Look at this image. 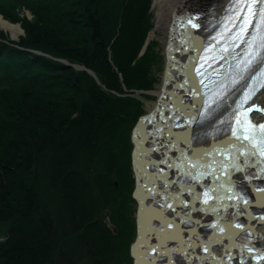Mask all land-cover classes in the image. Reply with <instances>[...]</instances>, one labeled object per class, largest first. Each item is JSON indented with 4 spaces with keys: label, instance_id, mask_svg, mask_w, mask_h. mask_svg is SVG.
<instances>
[{
    "label": "trees",
    "instance_id": "16d2710c",
    "mask_svg": "<svg viewBox=\"0 0 264 264\" xmlns=\"http://www.w3.org/2000/svg\"><path fill=\"white\" fill-rule=\"evenodd\" d=\"M150 2L0 0L2 16L35 33L0 39V264L131 261L111 225L127 226L122 218L134 208L130 129L143 109L131 113L139 102L131 91L154 79L157 53L150 41L143 49ZM25 8L33 20L19 14ZM128 176L125 200H116ZM45 177L55 212L42 193ZM29 219L39 240L19 228Z\"/></svg>",
    "mask_w": 264,
    "mask_h": 264
},
{
    "label": "bare ground",
    "instance_id": "6f19581e",
    "mask_svg": "<svg viewBox=\"0 0 264 264\" xmlns=\"http://www.w3.org/2000/svg\"><path fill=\"white\" fill-rule=\"evenodd\" d=\"M202 1L205 0H169V5L172 6L171 10L160 7V15L170 16L169 25L173 11L175 14L182 13L178 18H174L169 40L170 63L175 70L167 78L166 87L164 88V91H166H163L164 95L159 102L156 112L140 124V128L136 132L135 162L139 170H149L153 177L156 176L161 181L167 179L164 182L165 191L176 187V190L183 189L185 193H189L188 188L181 183L193 180L194 183L198 181L202 185L204 183L207 188L206 190L204 189L205 191L208 189H219L220 191L221 189L223 190V186L230 188V191L226 188V190L231 192V195L228 196L229 199L226 201L228 204L238 206V202H241L243 207H245L249 203V200L251 201L254 197L258 202L264 203V190L257 192L252 188V182L255 181L256 176L264 175V155L261 154L264 152V133L252 128L247 132L244 131V128L249 127V124H260L264 119V112L255 111V118L253 120L248 117L247 113L248 123H245V116L242 113H237L226 133V137L222 140L215 139L212 132L203 137L197 136V132L191 137L190 128L184 132L172 131L170 128V96L176 95L180 97L189 92L190 87L184 79V70L188 71V63L201 41L199 37L193 35V31L185 23L188 19L187 11L201 7L205 3ZM160 2L161 0H155L156 4ZM225 2L226 0H215L213 4L210 2L212 10L209 11L208 5L206 8L207 16L212 15L213 12L214 17L218 15ZM169 25L167 31H169ZM0 28L8 30L12 38H17L22 32L18 24H12L1 16ZM149 40L150 32L144 47L147 46ZM167 40L168 32L165 45ZM160 93L161 88L158 91L157 97H159ZM177 100L179 101H177L178 103L184 106L179 98ZM254 101L259 109H264V87L256 94ZM237 119L240 123L236 122ZM232 129H236V136L232 135ZM204 130L202 128V132ZM245 136L248 139H244L243 137ZM206 145H208L207 148H205ZM213 184H217L218 188L213 186ZM137 195L141 204L139 221L140 239H138L133 247L137 259L141 264H157L155 258L151 259L146 256V250L149 248L148 245L150 244L151 237L158 234L156 245L171 254V258L168 262H165L166 264H181L182 261H186V257L177 255L178 252L176 250L164 245L165 241L162 242L163 234L157 233L159 227H157V230H153L149 228L148 223H145L147 215L159 217V209L151 204L152 200L146 196L147 194L141 187L138 188ZM163 212L165 213L164 208ZM247 216H250V213ZM160 222L164 223V220L161 219ZM250 227L263 231V221L260 222V225ZM172 238H174L173 235ZM187 251L189 252V249ZM189 257H191L188 260L190 262L195 256L190 253Z\"/></svg>",
    "mask_w": 264,
    "mask_h": 264
},
{
    "label": "rangeland",
    "instance_id": "374dc122",
    "mask_svg": "<svg viewBox=\"0 0 264 264\" xmlns=\"http://www.w3.org/2000/svg\"><path fill=\"white\" fill-rule=\"evenodd\" d=\"M202 2H212V4H213V2H215V0H205V1H202ZM160 7H163L164 9L166 8V9H169V10L172 9V6L169 5V0H161V2L157 3V4L155 3V0H151V2H150L149 10H150V12L152 14V18H151L152 26L148 30L147 35L150 32V40L149 41L152 44V48H153L155 54L157 53L156 54L157 62H156L155 65H154V63L151 64V68H150V74H151V76L154 77V79L152 81V86L150 88H139V89H135V90L131 91V93L134 94V97L139 99L138 100L139 102L134 103V105L130 106V111H131V113H133V115L139 109H143V112H144V111H147L150 108H152V106L155 103L156 96L158 95V91H160V88H161V84H162V81H161L162 69H163V64L165 65L164 56H163V51H164L163 49H164L165 39H166L167 32H168L167 31V27L169 25L170 16L169 15L168 16L160 15L159 14ZM19 14L20 15L25 14V16L27 18H29V19H32V15H33L26 8L23 9V10L21 9L19 11ZM0 16L3 19H5L6 21H8V22H10L12 24H18L21 27V29H22V32L20 33V35L17 38H12L11 35H10V32L8 30H6L4 28H0V39H4V40H7V39L20 40L22 37H26L27 36L26 38H31L32 34L35 35L34 32L33 33H29V35H28L26 33L27 32L26 29L22 26V24H21V22L19 20L18 21H12V20H10L7 17L2 16V14H0ZM159 22H160V25H159ZM38 25H35V26L38 27ZM2 37H4V38H2ZM5 38H7V39H5ZM106 48L108 49V46ZM160 55H161V57H160ZM127 108H128V105H127ZM139 113H142V112H139ZM126 138H128V133H126ZM131 147H132V145H131ZM124 169H125V171H127L126 167H124ZM111 171H112V169H111ZM128 175H130V174L128 173ZM129 181L131 182L130 176H128L127 181L121 182V184L118 187V189L116 190V192L114 191L113 197L116 198V200H117V198L125 200L124 194L127 193ZM47 182H48V179L46 177L41 182V186L43 188L42 189V193L44 194L45 200L48 201L50 205H52V210L55 212V209H58L59 205H56V203L54 201V195L52 194V190L49 189ZM118 185H119V181H118V179H115L114 180V186L116 187ZM127 202H129V201H127ZM49 204H48V206H49V209H50V205ZM127 206H128V204H127ZM133 207L134 208L130 209V212H127V214L125 212L124 213V217L122 218V220L124 218L131 219L130 217L132 216V218H133L132 221L131 220L129 221L127 219V222H128L127 226H122L126 222L125 223H121V225L118 228H116L117 226L114 227L113 225L109 224L115 229V231H118L119 234L121 236H123L125 241H128L129 246L133 243L134 238H135V228H133V223L135 221V215H136V210H135L136 202H133ZM115 216H117V215L115 214ZM30 225H33L32 229H31ZM19 228L24 229L27 232L28 231H34L36 234L33 233L32 236L33 237H37L38 240H39V237H38L39 228L37 227V223H35L34 221L32 222L31 219H29V221L20 222ZM118 229H120V230H118ZM68 237H69V235L67 236V240H66V248L68 250H70L68 248L70 246V240H68ZM20 239H22L21 236H20ZM20 247H21V245H20ZM19 249H21V248H19ZM129 249H130V247L128 248V251H129ZM11 253H12V255H16L18 253V250L16 251L15 249H12ZM121 258L123 260V264H133L132 258H131V261H129L126 255L122 254ZM44 263H45V260H42V263H41L40 259H38L36 262H32V261L31 262H25V263L23 261L21 263L18 262V264H44Z\"/></svg>",
    "mask_w": 264,
    "mask_h": 264
},
{
    "label": "water",
    "instance_id": "95a60500",
    "mask_svg": "<svg viewBox=\"0 0 264 264\" xmlns=\"http://www.w3.org/2000/svg\"><path fill=\"white\" fill-rule=\"evenodd\" d=\"M176 15H175V13L173 12L172 13V20H171V22H170V25H169V31H168V40H167V46H166V49H165V56H166V61H165V66H164V72H163V84H162V88H161V93H160V95H159V97H158V99H157V101H156V104H155V106L151 109V111H149L148 113H146V114H144V115H142L141 116V118H140V120L138 121V123H137V125H136V127H135V129H133V135H132V138H133V140L135 141V136H136V134H135V132L137 131V129L138 128H140V124H142L144 121H146L150 116H152L155 112H156V110H157V108H158V105H159V102H160V100H161V98L163 97V91H164V88L166 87L165 85H166V82H167V78H168V76L170 75V74H172L171 72L174 70V68H173V66L171 65V63H170V50H169V40H170V34H171V27H172V24H173V21H174V17H175ZM201 42H200V44H199V46L197 47V49H196V51L194 52V53H196L197 51H198V49L201 47ZM64 61H66V60H64ZM67 63H68V61H66ZM75 67H78V68H86V67H84L83 65H80V64H73ZM87 69V68H86ZM90 73H92L93 74V72L90 70V69H87ZM166 91V90H165ZM164 91V92H165ZM134 155H135V150H134ZM133 155V156H134ZM259 177V176H258ZM264 190V188H261V189H256V191L257 192H261V191H263ZM137 195V194H136ZM260 205V207L261 208H263L264 207V204H259ZM138 215L140 216V212H138ZM262 236H264V228H263V231H262ZM136 243H134L133 244V246H132V248H131V252H132V254L134 255V262L136 263V264H141L140 263V261L137 259V257H136V255H135V253H134V251H133V247H134V245H135ZM255 256H257L258 257V261L256 262V263H259V264H264V253H262V254H257V255H255ZM151 258H155V256L153 255ZM256 263H253V264H256ZM225 264H227V262H225Z\"/></svg>",
    "mask_w": 264,
    "mask_h": 264
},
{
    "label": "snow or ice",
    "instance_id": "6c2138e0",
    "mask_svg": "<svg viewBox=\"0 0 264 264\" xmlns=\"http://www.w3.org/2000/svg\"><path fill=\"white\" fill-rule=\"evenodd\" d=\"M253 2H255V0H253ZM248 12L251 13L252 16H255L256 15V13L252 12V8H251L250 5L248 6ZM260 19H261V21H264V8H262L260 10ZM188 23L191 24L192 27H197V25L193 23V19L191 17L188 19ZM251 23H252V21L246 17L244 19V21H243L242 26H241V32H244ZM256 27L259 28V25H256ZM235 38L238 39L239 38V34ZM255 39H256V37L253 35L252 38L248 41V44H249V48L250 49H251V47H252L253 42L255 41ZM249 55H254V53L249 52ZM248 63H251V60H249ZM261 86L264 87V85H261ZM257 90H258L257 88L250 87L243 94V97L241 98V101H240V107L241 108H243L244 105L248 104V101L252 98V96L255 95V93H256ZM253 110L264 112V109H259L256 105H249V107L246 109V111L244 113H242V115L245 116V123H248V121H247V113L248 112H251ZM236 122L237 123H240V121L238 119H237ZM250 128L255 129V130H257V131H259L261 133H264V123H260L258 125H251V124H249V127H245L244 128V131L247 132V131H249ZM231 131H232V135L233 136H236L237 135L236 129H232ZM243 138L244 139H248L247 136H245ZM261 154L264 155V152H262ZM205 203H207V199L205 200ZM236 226L239 227V225H236ZM219 230L222 232L223 231V228H221ZM153 251H155V250L153 249ZM205 251H207V249H205Z\"/></svg>",
    "mask_w": 264,
    "mask_h": 264
}]
</instances>
